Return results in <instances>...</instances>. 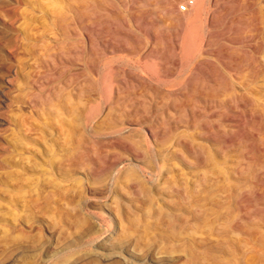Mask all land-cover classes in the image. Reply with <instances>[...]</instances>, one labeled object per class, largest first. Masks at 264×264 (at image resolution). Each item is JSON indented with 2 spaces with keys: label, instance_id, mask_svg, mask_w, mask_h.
I'll list each match as a JSON object with an SVG mask.
<instances>
[{
  "label": "rangeland",
  "instance_id": "374dc122",
  "mask_svg": "<svg viewBox=\"0 0 264 264\" xmlns=\"http://www.w3.org/2000/svg\"><path fill=\"white\" fill-rule=\"evenodd\" d=\"M79 1L0 0V264H264V0Z\"/></svg>",
  "mask_w": 264,
  "mask_h": 264
},
{
  "label": "bare ground",
  "instance_id": "6f19581e",
  "mask_svg": "<svg viewBox=\"0 0 264 264\" xmlns=\"http://www.w3.org/2000/svg\"><path fill=\"white\" fill-rule=\"evenodd\" d=\"M71 1L76 2L77 4H79V3H78L79 0H71ZM79 2H80V1H79ZM87 2L90 4V6H93L94 3L96 2V0H87ZM154 2H155V1H154ZM81 3H82V2H81ZM189 3L192 4L193 1H191V2H189ZM72 4H73V3H72ZM145 4H147V3H145ZM176 4L178 5L177 1H172V4H171V5H172V9L175 8V7L177 6ZM182 4H183V2H181V6H182ZM142 5H143V4H142ZM94 6H95V5H94ZM144 6H145V5H144ZM179 6H180V3H179ZM169 7H170V6H169ZM88 8H89V7H88ZM166 8H167V7H166ZM170 8H171V7H170ZM190 8H191V7H189V9H190ZM93 9H94V8H93ZM93 9H92V10H93ZM142 9H143V8H142ZM142 9H141V10H142ZM183 9H187V6H184ZM196 9H197V8H196ZM94 10H95V9H94ZM161 11H162V10H161ZM163 11H165V10H163ZM190 11H191V9H190ZM190 11H188V12H190ZM197 11H198V10H197ZM89 13H92V12H89ZM137 13H140V11L137 12ZM137 13H136V15H137ZM163 13H165V12H163ZM196 14H197V13H196ZM198 14H199V13H198ZM198 14H197V16H198ZM200 14H201V13H200ZM164 15H166V13H165ZM173 15H174V14H173ZM173 15H172V16H173ZM167 17H168V15H167ZM176 17H177V16H176ZM178 17H179V15H178ZM178 17H177V18H178ZM135 18H136V17H135ZM177 18H176V19H177ZM168 19H170V18H168ZM178 19H179V18H178ZM202 19H203V18H202ZM164 20H165V19H164ZM172 20H173V18H172ZM245 20H246V19H245ZM178 21H181V20H178ZM135 22H136V21H135ZM144 22H145V21H144ZM191 22H192V21H191ZM191 22H190V23H191ZM173 23H174V21H173ZM203 23H204V22H203ZM205 23H206V22H205ZM175 24H177V23H175ZM206 24H207V23H206ZM207 30H208V29H207ZM211 30H212V28H211ZM241 30H242V29H241ZM216 33H217V32H216ZM219 34H220V33H219ZM212 36H213V34H212L210 37L212 38ZM209 40H210V39H209ZM209 40H208V41H209ZM208 41H207V42H208ZM210 41H211V40H210ZM91 42H92V41H91ZM215 42H216V41H215ZM215 42H214V43H215ZM214 43H213V45H214ZM91 46H92V45H91ZM139 46H140V45H139ZM223 49L225 50L224 47H223ZM217 50H218V49H217ZM92 55H93V54H92ZM93 57H94V55H93ZM220 57H221V56H220ZM195 59H196V58H195ZM195 59H194V60H195ZM194 60H193V61H194ZM201 60H202V59H201ZM230 60H231V59H230ZM250 64H251V62H250ZM108 66H109V65H108ZM175 66H176V65H175ZM194 67H196V66H194ZM93 68H94V67H93ZM167 71H168V69H167ZM214 71H215V70H213V72H214ZM193 72H195V71H193ZM216 72H217V71L214 72L215 75L212 74V75L215 76V78H216ZM195 73H196V72H195ZM211 73H212V72H211ZM193 74H194V73H193ZM191 75H192V73H191ZM189 76H190V75H189ZM137 77H138V76H137ZM120 78H121V77H120ZM227 78H228V77H227ZM140 79H142V78H140ZM198 79H199V78H198ZM200 79H201V78H200ZM212 80H214V79H212ZM190 81H192V79H191ZM194 81H195V80H194ZM142 82H143V81H142ZM146 82H147V81H146ZM213 82H214V81H213ZM217 82H219V81H217ZM227 82H231V81H230V80L228 81V79H227ZM240 82H241V81H240ZM192 83H193V82H192ZM192 83H191V85H192ZM146 84H148V83H146ZM189 84H190V83H189ZM201 84H202V83H201ZM201 84H200V85H201ZM226 84H227V83H226ZM229 84H230V83H229ZM150 85H151V84H150ZM231 85H232V84H230V86H231ZM152 86H153V85H152ZM154 86H155V85H154ZM154 86H153V87H154ZM156 86H157V85H156ZM216 86H217V85H216ZM227 86H228V85H227ZM212 88H214V87H212ZM212 88H211V89H212ZM230 88H231V87H230ZM204 89H206V88H204ZM193 90H195V88H194ZM200 90H201V89H200ZM200 90H198V91H200ZM230 90H232V88L229 89V91H230ZM198 91H197V92H198ZM202 91H203V90H202ZM207 91H208V90H207ZM212 91H213V90H212ZM222 91H223V90H222ZM222 91H221V92H222ZM181 92H182V91H181ZM192 92H194V91H192ZM200 92H201V91H200ZM200 92H199V93H200ZM172 93H173V92H172ZM181 94H182V93H181ZM186 94H187V93H186ZM193 94H194V93H193ZM209 94H210V93H209ZM214 94H216V93H214ZM214 94H213V95H214ZM203 95H204V94H203ZM222 95H223V93H222ZM234 95H235V94H234ZM184 96H185V95H184ZM188 96H189V95H188ZM216 96H217V94H216ZM190 97H191V96H190ZM218 97H219V94H218ZM220 97H221V96H220ZM201 98H202V97H201ZM240 98H241V97H240ZM204 99H205V98H204ZM189 100L191 101V99H189ZM202 100H203V99H202ZM240 100H241V99H240ZM203 102H204V101H203ZM237 102H238V101H237ZM179 104H181V103H179ZM191 104H192V103H191ZM182 105H184V104H182ZM186 105H188V104H186ZM207 105H208V104H207ZM192 106H193V105H192ZM178 108H179V107H178ZM182 108L184 109V106H182ZM208 108H209V107H208ZM233 109H234V108H233ZM192 110H193V109H192ZM197 110H198V109H197ZM230 110H231V109H230ZM207 111H208V110H207ZM204 112H205V111H204ZM192 113H193V112H192ZM196 113H197V112H196ZM167 116H168V115H167ZM231 118H232V117H231ZM235 119H236V118H235ZM202 121H203V120H202ZM205 125H206V123H205ZM214 125H215V124H214ZM228 125H229V124H228ZM231 125H232V124H231ZM216 126H217V125H216ZM210 128H211V127H210ZM224 136H225V135H224ZM213 137H215V136H213ZM219 137H220V136H219ZM222 137H223V135H222ZM222 137H221V138H222ZM225 137L227 138L228 136H225ZM225 137H224V138H225ZM263 137H264V136H263ZM227 141H229V140H227ZM190 142H191V141H190ZM229 142H230V141H229ZM229 142H228V143H229ZM231 142H232V141H231ZM184 143H185V142H184ZM186 143H187V142H186ZM189 145H190V143H189ZM190 147H191V146H190ZM225 147H226V146H225ZM225 147H223V148H225ZM255 149H256V148H255ZM183 150H185L186 152H188L190 155L194 156V153H195L194 150H192L191 148H189L187 145H184V146H183ZM198 151H199V150H198ZM222 151H223V149H222ZM200 153H201V152H200ZM195 154H196V153H195ZM203 160H204V158H203ZM203 160H202V161H203ZM202 161H200V160L197 159V162L199 163L200 166H202V165H201V164L203 163ZM200 162H202V163H200ZM204 162H205V160H204ZM255 164H256V163H255ZM255 164H254V165H255ZM157 168H158V167H157ZM156 175H157V174H156ZM158 175H159V174H158ZM262 175H263V174H262ZM135 176H137V175H135ZM260 176H261V175H260ZM260 176H259V177H260ZM257 177H258V176H257ZM137 178H138V177H137ZM155 178H156V177H155ZM152 180H153V179H152ZM256 180H257V179H256ZM208 182H209V181H208ZM209 183H210V182H209ZM209 185H210V184H209ZM199 198H201V196H200ZM199 204H200V203H199ZM205 206H206V205H205ZM163 216H164V215H163ZM163 216H162V212H161V211H159V212L156 211V212L154 213V217L156 218L157 222H158V220H161V219L163 218ZM232 226H233V225H232ZM238 226H239V225H238ZM239 227H240V226H239ZM235 229H236V228H235ZM246 230H247V229H246ZM248 230H249V229H248ZM238 231H240V232H242V233H246L244 230H238ZM253 235H254V234H253ZM195 240H196V239H195ZM196 241H197V240H196ZM200 241H201V240H200ZM201 245H203V244H201ZM196 248H197V247H196ZM194 252H195V251H194Z\"/></svg>",
  "mask_w": 264,
  "mask_h": 264
}]
</instances>
